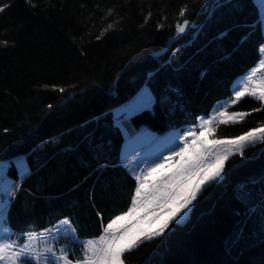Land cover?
Here are the masks:
<instances>
[{"label": "trees", "instance_id": "trees-1", "mask_svg": "<svg viewBox=\"0 0 264 264\" xmlns=\"http://www.w3.org/2000/svg\"><path fill=\"white\" fill-rule=\"evenodd\" d=\"M221 2L0 0V41L8 42L0 45V160L24 158L31 172L8 214L12 229L41 233L68 218L79 240L97 239L131 207L137 182L121 164L113 110L147 81L154 103L132 117L136 126L164 134L196 124L261 59L253 0ZM185 6L191 27L177 37ZM245 132L243 123L220 124L213 138ZM8 176L20 181L15 167ZM262 179L258 142L227 161L185 223L125 253L124 264H264ZM243 186L255 215L245 213Z\"/></svg>", "mask_w": 264, "mask_h": 264}, {"label": "snow or ice", "instance_id": "snow-or-ice-1", "mask_svg": "<svg viewBox=\"0 0 264 264\" xmlns=\"http://www.w3.org/2000/svg\"><path fill=\"white\" fill-rule=\"evenodd\" d=\"M253 4L257 8V19L249 27L264 34V0H253ZM223 6L224 3L217 0L215 7ZM4 7H0V12L4 11ZM188 14L190 13L187 6L180 9L181 19L175 23L177 37L191 27ZM7 43L0 41V45L5 47ZM261 50L264 51V44ZM151 75L150 73L149 79ZM254 75L255 72H249L238 77L231 84V95L223 101H218L211 113L198 117L196 124L188 123L183 128L173 126L166 140L151 137L145 141L142 134H133L134 129L131 128L132 117L149 109L154 101L147 81L133 102L113 110V126L121 131L129 144L140 147L146 144L148 151L138 161L137 166L131 169L134 174L139 173L135 175L137 183L131 207L126 212L110 218L97 239L80 241L68 218L59 226H55L54 230L44 229L42 233L31 230L17 233L12 229L8 214L21 185L8 176V171L15 167L21 180L30 176L31 172L23 166L24 162L19 157L0 160V264H124L122 257L125 253L136 249L144 240L153 241L162 237L170 223L183 220L189 206L206 190L202 186L210 187L222 180L225 163L230 157L239 155L243 158L247 147L255 146L257 142L264 143V128H253L235 138L216 141L211 145L200 139L204 130L210 131L220 122L227 124L230 119L235 123L237 121L234 118L248 115L227 113V107L235 105L241 98L251 97L264 105V79L256 81L253 79ZM59 91L63 92L64 89ZM48 107L51 108L52 105ZM189 150L190 156L186 155ZM133 154L139 155V152L134 149ZM170 161L177 165L175 171L163 174L158 179H149L168 166ZM141 164L143 167H140ZM261 182L264 183V179ZM250 195L247 186H243L240 199L241 203L245 204V213L248 216L255 215V208L248 204ZM173 205L176 207L173 208ZM261 208L264 209V202H261ZM141 212L143 215H140ZM165 212L169 214V218L158 229L150 232L141 229L135 232L139 225L145 221L151 224ZM242 231L243 229L237 231L229 247L239 242ZM68 235H71L73 243L79 242L82 245V259L76 258L73 261L69 259L66 247H60L58 250L53 247L58 240ZM13 236L16 238L13 239Z\"/></svg>", "mask_w": 264, "mask_h": 264}, {"label": "rangeland", "instance_id": "rangeland-1", "mask_svg": "<svg viewBox=\"0 0 264 264\" xmlns=\"http://www.w3.org/2000/svg\"><path fill=\"white\" fill-rule=\"evenodd\" d=\"M261 54H262V58H261L260 63L256 67H254L252 70L249 71V72H255V75L253 76V79L256 80V81L264 79V51L261 50ZM136 97L134 99H132L129 103L133 102L136 99ZM128 104H126V105H128ZM253 109H261V110L260 111H253ZM233 112H235V113H248V115L244 116L243 118H240V117L234 118L237 121L235 123H233L232 120L230 119L227 124H242L243 123L246 126L247 131H249L250 129H253V128H264V105H262L259 101H256V100H254L251 97H243L235 105H229L227 107V113L228 114H231ZM130 123H131V128L134 129V133L133 134H142L143 137L145 138V141H147L151 137H156V138H159L160 140H166L167 137L170 135V132L169 133H165V134H159V135L158 134H154L147 127L136 126L133 123L132 119H131ZM220 124H225V123L220 122V123L217 124V126L220 125ZM215 128L210 130V131L207 130V129L204 130L203 134L200 135V139L204 140L205 143H207L209 145L216 143V141H223V140H215L213 138V134H214ZM197 134L199 135V130L198 129H197ZM123 139H124V143H123V147H122V158H121L122 160H121V163L129 171V173L135 178V175H138L139 173L137 172V173L134 174L131 171V169L135 168L137 166L138 161L141 159V157L147 154L148 148H147L146 144H145L144 147H140L139 145L129 144L127 139H126V137L124 135H123ZM189 140L191 141V137H189ZM134 149L137 152H139V155H134L133 154V150ZM186 155L190 156L191 155V151L189 150V152ZM20 159L24 162L23 166L28 168L24 158H20ZM226 163H225V165H226ZM140 167H143V165L141 164ZM176 167H177V165L175 164V162L170 161L168 166L160 169L153 177H150L149 179H158L163 174H168V173H171V172L175 171ZM24 179H22V180L20 179V181L18 183L20 184ZM194 182L195 181H193V183ZM202 187L206 188L208 186H202ZM200 195H198V197ZM196 200L193 201L192 205L189 206V209L187 210V214L184 216L183 220L182 221H173L172 223L169 224V228L173 224L182 225L183 223H185V221L190 216L191 210H192L193 205L196 202ZM172 207L175 208L176 205H173ZM140 215H143V213L141 212ZM168 218H169V214L167 212H165L160 217V219L154 221L151 224L148 223L147 221H145L144 223H142L141 225L138 226V228L135 230V232H139L141 229H143L146 232L155 231ZM148 219L150 220L151 217H149ZM61 222L57 223L55 226H59ZM55 226H53V227H51L49 229L54 230ZM167 230L165 231V233L167 232ZM15 238L16 237L13 236V239H15ZM145 241H147V240H144L143 242H145ZM41 247H43V244H41ZM53 247L56 248L57 250L60 247H66L68 249V251H69V255L72 254V255L77 256L79 254L82 257V245L79 242L73 243L71 235H68L66 238H61L60 240H58L57 243H55L53 245ZM57 254L59 255V251H57Z\"/></svg>", "mask_w": 264, "mask_h": 264}, {"label": "water", "instance_id": "water-1", "mask_svg": "<svg viewBox=\"0 0 264 264\" xmlns=\"http://www.w3.org/2000/svg\"><path fill=\"white\" fill-rule=\"evenodd\" d=\"M169 49V48H168Z\"/></svg>", "mask_w": 264, "mask_h": 264}]
</instances>
